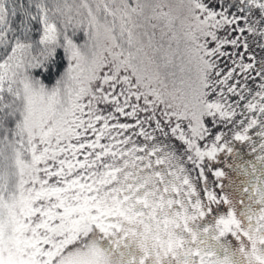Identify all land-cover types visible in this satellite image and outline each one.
Segmentation results:
<instances>
[{
	"label": "snow or ice",
	"instance_id": "1",
	"mask_svg": "<svg viewBox=\"0 0 264 264\" xmlns=\"http://www.w3.org/2000/svg\"><path fill=\"white\" fill-rule=\"evenodd\" d=\"M0 264H264V0H0Z\"/></svg>",
	"mask_w": 264,
	"mask_h": 264
}]
</instances>
